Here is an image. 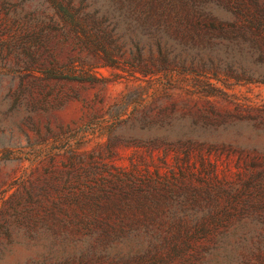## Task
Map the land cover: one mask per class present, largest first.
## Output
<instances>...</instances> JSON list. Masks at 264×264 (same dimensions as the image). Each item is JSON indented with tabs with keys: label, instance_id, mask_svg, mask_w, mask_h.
<instances>
[{
	"label": "rangeland",
	"instance_id": "obj_1",
	"mask_svg": "<svg viewBox=\"0 0 264 264\" xmlns=\"http://www.w3.org/2000/svg\"><path fill=\"white\" fill-rule=\"evenodd\" d=\"M158 2L225 26L209 44L214 61L264 77V0ZM172 34L153 35L178 49ZM92 72L103 80L45 81L0 65V264L62 257L94 215L122 212L136 230L125 249L187 241L209 264L264 262V84L190 73L168 87L163 73ZM122 172L135 183L99 200ZM199 228L212 232L187 240Z\"/></svg>",
	"mask_w": 264,
	"mask_h": 264
},
{
	"label": "trees",
	"instance_id": "obj_2",
	"mask_svg": "<svg viewBox=\"0 0 264 264\" xmlns=\"http://www.w3.org/2000/svg\"><path fill=\"white\" fill-rule=\"evenodd\" d=\"M231 26L241 28L238 22ZM159 31L172 32L169 39L180 42V48L168 47L165 39L153 35ZM224 33L225 26L214 21L196 24L181 18L171 6L158 0H0V65L27 71L45 81L95 84L103 79L96 77L92 69L101 66L127 69L132 75L138 73L144 78L163 73L168 87L181 82L176 75L190 73L195 77L202 73L215 79L224 75L237 81L264 84L263 76L214 61L216 57L209 44L221 40ZM258 39L264 43V37ZM211 85L206 83L209 90L205 91L206 95L211 94ZM124 174L112 175L115 183L110 179V187L98 188L102 192L99 200L122 196L123 182L130 181L127 185L131 186L137 180L130 173H127L129 178L123 177ZM117 183L122 186L113 185ZM128 217L124 212L94 215L91 223L95 227L86 224L78 230L81 239L70 247V252L51 260L50 250V257H42L34 264L46 260L48 264H209L211 261L202 255L203 249L187 241L125 249V239L136 231L125 222ZM181 229L178 227L177 231ZM202 230L212 232L204 228L194 233L185 230V237L193 239ZM256 264L264 262L260 260Z\"/></svg>",
	"mask_w": 264,
	"mask_h": 264
}]
</instances>
